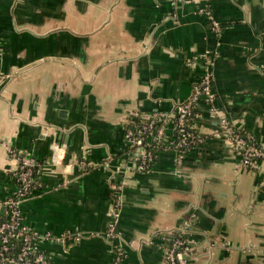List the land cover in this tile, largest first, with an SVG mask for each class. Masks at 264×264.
Segmentation results:
<instances>
[{
    "label": "crops",
    "instance_id": "1",
    "mask_svg": "<svg viewBox=\"0 0 264 264\" xmlns=\"http://www.w3.org/2000/svg\"><path fill=\"white\" fill-rule=\"evenodd\" d=\"M0 42V198L16 188L10 149L30 151L40 173L24 222L75 238L39 243L52 264H164L158 233L184 226L187 264H264V158L246 168L209 137L158 150L142 173L124 140L133 115L190 96L209 52L220 115L264 150V0H0ZM199 111L211 135L219 114Z\"/></svg>",
    "mask_w": 264,
    "mask_h": 264
},
{
    "label": "built area",
    "instance_id": "2",
    "mask_svg": "<svg viewBox=\"0 0 264 264\" xmlns=\"http://www.w3.org/2000/svg\"><path fill=\"white\" fill-rule=\"evenodd\" d=\"M174 1L195 2V0ZM205 12L210 14L209 11L205 10ZM211 22L213 31L220 33L221 24L214 18ZM1 49L0 42V51ZM199 58L205 60L207 65L188 98L177 103L175 109L170 112L160 111L144 116L135 114L129 119L124 140L126 147L133 152V160L139 172L145 173L151 169L158 150H174L180 155L202 144L209 137L226 138L229 145L240 154L241 165L246 168H256L259 161L264 158V150L256 144V139L251 134L234 127L227 117L220 115L215 105L217 91L209 52H205ZM202 103L208 105L214 113L219 114L218 125L211 135L196 131L195 119L198 123L201 116L199 106ZM167 127L171 128L172 136L167 135ZM54 151L51 163L58 165L61 163L58 145H55ZM10 153L16 162L12 172L16 188L9 196L0 198V264H52L49 255L39 248V243L49 239L65 245L67 240L73 241L75 238L71 232L61 236L52 232L40 235L24 222L23 204L35 197V189L39 181L34 178V173H40V170L37 169V162L30 151L11 148ZM104 165H108V162ZM116 189L115 215H118L121 208L123 183L118 184ZM158 234L162 235L167 243L164 264H187L195 250L189 242L187 226ZM113 264H122V258L117 256Z\"/></svg>",
    "mask_w": 264,
    "mask_h": 264
},
{
    "label": "trees",
    "instance_id": "3",
    "mask_svg": "<svg viewBox=\"0 0 264 264\" xmlns=\"http://www.w3.org/2000/svg\"><path fill=\"white\" fill-rule=\"evenodd\" d=\"M195 122H196V123H195ZM195 122H193V123L197 124V126H196L197 128H196V127H195V128H196V131H198V130H199V126H198L199 123H197V120H196V119H195ZM255 142H256V144H257L259 147H261V146L258 144L257 140H256ZM37 169H38V166H37ZM34 178L37 179V180H39V173H37V174L34 173ZM46 254H47V253H46Z\"/></svg>",
    "mask_w": 264,
    "mask_h": 264
}]
</instances>
